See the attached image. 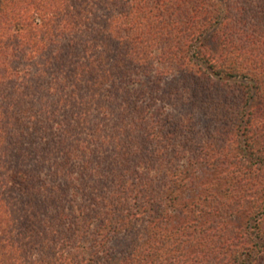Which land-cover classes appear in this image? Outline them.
Masks as SVG:
<instances>
[{"label":"trees","instance_id":"obj_1","mask_svg":"<svg viewBox=\"0 0 264 264\" xmlns=\"http://www.w3.org/2000/svg\"><path fill=\"white\" fill-rule=\"evenodd\" d=\"M0 264H264V0H0Z\"/></svg>","mask_w":264,"mask_h":264}]
</instances>
